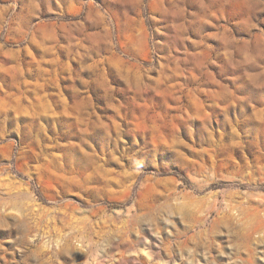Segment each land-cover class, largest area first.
<instances>
[{
    "label": "rangeland",
    "instance_id": "1",
    "mask_svg": "<svg viewBox=\"0 0 264 264\" xmlns=\"http://www.w3.org/2000/svg\"><path fill=\"white\" fill-rule=\"evenodd\" d=\"M0 264H264V0H0Z\"/></svg>",
    "mask_w": 264,
    "mask_h": 264
}]
</instances>
